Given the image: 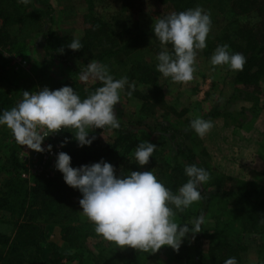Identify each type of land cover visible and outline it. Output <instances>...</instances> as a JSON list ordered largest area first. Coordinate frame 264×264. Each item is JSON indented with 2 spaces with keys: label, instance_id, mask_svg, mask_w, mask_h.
I'll list each match as a JSON object with an SVG mask.
<instances>
[{
  "label": "rangeland",
  "instance_id": "1",
  "mask_svg": "<svg viewBox=\"0 0 264 264\" xmlns=\"http://www.w3.org/2000/svg\"><path fill=\"white\" fill-rule=\"evenodd\" d=\"M47 1L52 6V21L45 15L43 4L30 0L26 7L34 15L33 20L25 25L13 24L5 29L6 36L0 43V89L5 86L4 79L16 82L26 78L30 84L27 88L29 92L41 90L55 80L74 78L77 85L82 88L96 82L81 81L80 73L71 74L64 64L49 59L44 51L43 34L48 29L75 38L81 35L84 28L82 17L84 12H87V0ZM196 6H200L210 14L212 23L206 39L207 47L197 53L194 78L187 84L173 83L159 73L156 69L157 54L148 50L149 45L157 40L149 34L143 38L142 45L136 51L129 53L122 60L117 59L118 57L106 56L97 61L107 65L114 79L127 77L128 83L133 85L131 90L125 85L120 93V102L114 105L115 115L121 126L126 125L127 129L133 131L140 139L159 142L157 150L162 151L163 158L168 162L173 160L174 144L177 140L172 137L174 132L171 130L182 132L181 144L195 154L193 164L209 173V180L203 186L198 185L205 196L232 188L241 190L247 186L264 185V78H261L255 87L246 86L234 79L235 72L227 66L213 67L210 64V56L216 46L220 45L221 37L239 38L238 29L243 24L258 27L254 24L258 21V17L252 14L240 16L232 13L218 14L212 8ZM173 10L171 5L157 0H100L95 1L91 12L102 21L110 22V27L115 33L125 30L131 34L137 27L141 30L151 28L157 19L174 12ZM128 14L134 19L131 26H126L123 22V16ZM1 23L0 17V27ZM93 53L96 52L87 53L89 62L96 61ZM136 61L158 71L157 83L161 89L162 104L152 103V99L149 98L153 95V93L150 95L152 88L150 84L138 82L131 77V72L134 71L131 64ZM77 63L72 61L73 65ZM129 91H131L130 95ZM198 116L213 122V128L203 138L191 129L189 123ZM165 127L171 130L164 131ZM4 134L6 137H3ZM11 135L7 127L0 126V162L8 155ZM113 136V129L105 128L100 133V140L108 142ZM178 162L184 166L188 165L181 157H178ZM157 167L158 165L155 166ZM22 172L26 173L24 178L31 180L33 177L50 178L54 175L46 177L29 175L26 169L21 170ZM8 176L9 173L5 171L0 173V188ZM259 198L264 200V195ZM229 202L226 198L216 196L208 204L201 200L193 203L183 212H177L172 219L178 224L187 223L195 219L197 210L203 209L201 215L205 219L200 226L201 233L213 232L220 219L225 220L226 231L232 239L235 236L233 234L239 232V226L231 221L234 213ZM75 209L77 214L74 213L73 218H77V221L73 223L80 225L81 231L86 234L81 240L82 243H77L75 246L64 243L58 225H53L47 233L48 240L56 243L62 254L61 264L79 262L87 264L90 260L95 261L94 257L100 260L99 264H105L108 263L107 261L121 259L130 251L131 247H117L113 242L103 239L94 231V225L84 216L80 208L75 207ZM10 220L6 212L0 211V232L12 233L13 224ZM233 230L234 233H231ZM195 235L196 233H188L182 238L181 244L184 246L180 244L176 251L170 246H161L156 252L148 253L145 264H196L192 250ZM199 243L205 253L207 240L202 238ZM258 243L257 240L244 238L242 245L244 249L240 252V260L237 264H264V250L258 248ZM100 244L105 246L103 252L98 251ZM118 261L120 260L116 262ZM204 264H207L206 260Z\"/></svg>",
  "mask_w": 264,
  "mask_h": 264
},
{
  "label": "trees",
  "instance_id": "2",
  "mask_svg": "<svg viewBox=\"0 0 264 264\" xmlns=\"http://www.w3.org/2000/svg\"><path fill=\"white\" fill-rule=\"evenodd\" d=\"M95 1L100 0H87V12H84L82 17L84 28L78 38L50 29L43 34L46 56L64 64L73 75L79 74L89 63L90 59L87 56L89 52H96L93 53L96 61H100L106 56H114L122 60L123 57L136 51L142 45L143 38L147 34L155 37L152 27L147 30H141L137 27L131 34L125 30H123L124 33H115V30L110 27V22L102 21L91 12ZM157 1L171 5L174 12L201 5L216 10L218 14L232 13L237 16L252 14L257 16L258 21L254 24L258 27L243 24L237 31L239 38L223 36L220 38L219 44L229 45L230 52L245 53L246 63L243 70L234 73V79L238 83L255 87L258 81L264 78V0ZM36 2L45 6V15L52 21L51 4L47 0H36ZM127 10L130 9L127 8ZM33 16L26 4L21 3L20 0H0V17L2 18L0 43L4 41L6 28L13 24H28L33 20ZM123 18L124 25H132L134 19L129 14L124 15ZM125 33L127 35L124 37ZM72 39H79L83 46L79 50L69 49L67 44ZM155 39L157 41L149 45L148 50L158 54L162 46L156 37ZM168 47L171 51V45ZM72 61L78 63L73 65ZM131 68L134 70L131 72L133 79L151 85L150 95L152 93L153 95L149 98L152 99V103L162 104L161 89L157 83L158 71L137 61L131 64ZM3 82L5 86L0 89V111L8 110L17 101H20L23 91H28L27 88L30 85L26 78L16 82L4 79ZM64 85L71 86L81 98L102 86L99 81H96L89 87L82 88L72 78L71 80L52 81L47 87L52 90ZM103 130L100 128L92 130L89 135L96 138L89 146L83 147L77 146L73 134L70 132L73 131L74 133V130H62L60 141L68 138L63 147L64 152L69 154L71 158V166L78 167L81 164H91L103 158L104 161L114 166L115 175L126 174L135 170L152 171L158 180L162 181L164 186L174 193L188 179L184 173L185 166L178 162V157L183 158L188 165H191L195 159V154L191 149L181 144L182 132L171 130L168 127L164 129V131L171 130L174 132L172 137L177 139L171 162L163 158L162 151L157 150L160 143L152 142L157 145L153 156H150L147 164L140 166L134 161L133 153L142 139L124 125L113 130L114 136L110 141L102 142L100 133ZM3 137L6 135L4 134ZM18 148L19 145L11 135L8 155L0 162V173L2 171L9 173L8 178L1 184L0 188V211L6 212L13 224L11 234L0 232V264H61L62 254L59 252L56 243L48 240L47 233L53 225H58L59 234L64 243L69 246L82 243L81 240L86 234L81 231L80 225L73 223L77 221V218H73V214H77L75 207L80 208L78 201L82 194L77 189L66 185L62 179V173L58 170L50 178L33 177L31 180L22 177L21 170H25V168L18 158ZM156 165H158L157 168H155ZM202 195L205 204H208L215 196L228 199L231 211L234 213L231 221L238 224L239 232H235L233 234L235 236L231 239L226 231L225 220L218 219L214 231L210 234L196 233L192 246L196 264H204L205 260L207 264H223V261L229 257H235L238 262L240 252L244 249L242 246L244 238L259 241L258 248L264 250V200L259 198L264 195V185L247 186L241 190L232 188L226 191H217L208 196ZM202 212L203 209L197 210L195 218L200 216ZM202 238H205L208 243L205 253H203L199 243ZM104 248L105 246L100 244L98 251L103 252ZM147 257L148 253L131 248L121 259H117L120 261H107L108 263L105 264H145ZM94 260H90L87 264H99V259L94 257ZM78 264L84 263L79 262Z\"/></svg>",
  "mask_w": 264,
  "mask_h": 264
},
{
  "label": "clouds",
  "instance_id": "3",
  "mask_svg": "<svg viewBox=\"0 0 264 264\" xmlns=\"http://www.w3.org/2000/svg\"><path fill=\"white\" fill-rule=\"evenodd\" d=\"M27 4L30 0H20ZM210 14L200 6L180 12H171L157 19L152 26L153 35L162 46L156 56V69L164 78L177 84H187L194 78L196 56L207 47L206 39L211 29ZM171 45V51L168 49ZM79 39H72L67 47L79 50ZM246 58L242 53L230 52L229 45H217L210 56L213 67L227 66L232 71H242ZM81 81H99L102 86L81 98L68 85L50 90L47 86L38 92L23 91L22 99L8 110L0 111V126L7 127L20 146L36 152L51 151L52 145L42 147V141L62 129L73 134L78 147L89 146L96 138L89 133L96 129H119L114 105L120 102L125 85H133L127 77L114 79L107 65L89 62L79 75ZM131 94V91L128 92ZM190 127L201 138L213 128V122L196 117ZM68 138L60 142L61 147ZM157 147L141 140L133 157L137 165L148 163ZM69 154H55L54 167L62 173L66 185L82 195L78 203L84 216L94 225V231L117 247H131L145 253H154L161 246L179 249L182 238L188 233L201 232L204 216L178 224L172 218L193 203L203 199L199 186L209 180V173L195 164L186 165L188 177L174 193L166 188L157 176L148 170L114 174V166L103 160L73 167ZM190 225V226H189ZM223 264H237L229 257Z\"/></svg>",
  "mask_w": 264,
  "mask_h": 264
},
{
  "label": "built area",
  "instance_id": "4",
  "mask_svg": "<svg viewBox=\"0 0 264 264\" xmlns=\"http://www.w3.org/2000/svg\"><path fill=\"white\" fill-rule=\"evenodd\" d=\"M34 90L32 92H38ZM63 130V129H62ZM59 132H53L49 136L45 137L42 141V147L47 144H51V151L36 152L28 149L27 146H20L17 153L20 162L24 168L29 172V175L49 176L55 174L57 169L54 167L55 154L59 151L64 152V147L60 145ZM21 175L26 177V173L22 172Z\"/></svg>",
  "mask_w": 264,
  "mask_h": 264
}]
</instances>
